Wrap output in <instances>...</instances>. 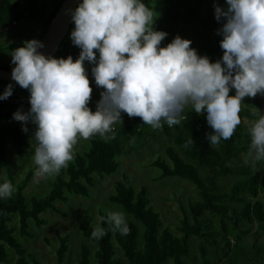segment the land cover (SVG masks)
<instances>
[{
  "label": "clouds",
  "instance_id": "obj_1",
  "mask_svg": "<svg viewBox=\"0 0 264 264\" xmlns=\"http://www.w3.org/2000/svg\"><path fill=\"white\" fill-rule=\"evenodd\" d=\"M226 3V9L215 5L217 21H225L218 30L223 56L216 62L198 55L192 41L179 35L161 47L168 34L154 30L156 13L141 0H82L72 11L71 40L81 49L75 61L70 55L45 56L38 51L44 45L35 39L14 49L12 79L30 92L31 107L26 113L17 110L13 118L36 125V175L54 177L67 167L78 137L114 139L113 125L122 122V113L160 129L162 121L169 127L179 124L192 105L197 115L207 114L210 145L230 139L241 123L242 100L264 96V0ZM85 61L94 65L95 83L104 89L94 112L88 107L93 89ZM233 88L235 95H229ZM11 95L9 84L0 100ZM22 130L28 131L26 126ZM249 132V156L264 160V115ZM189 145H194L191 137L185 147ZM13 191L10 181L0 184V198ZM107 222L114 232H130L123 212H108ZM105 234L97 225L91 235L99 240Z\"/></svg>",
  "mask_w": 264,
  "mask_h": 264
},
{
  "label": "trees",
  "instance_id": "obj_2",
  "mask_svg": "<svg viewBox=\"0 0 264 264\" xmlns=\"http://www.w3.org/2000/svg\"><path fill=\"white\" fill-rule=\"evenodd\" d=\"M203 1L169 2L154 30L168 34L160 45L164 47L177 35L182 38L187 34H195L196 26L200 25L203 32L197 33V37L203 41V45L197 53L207 56L210 62H216L223 55L220 47L223 36L218 30L225 21H212L211 17H202L200 7ZM141 2L152 10L156 8L151 5L150 0ZM61 3L57 4L55 0H51L50 5H46L37 0H27L26 4L21 5L0 0V26L12 21L32 22L42 28L36 38L39 41ZM73 26L72 21L55 58L66 59L69 55L72 56L68 50L72 42ZM94 51L98 58V50ZM14 67L15 65L1 68L11 71ZM9 84L11 83L0 81V95ZM11 85L12 95L0 100V121L14 119L13 114L17 110L26 113L31 107L30 92L19 84ZM229 95H235L234 88ZM100 98L99 96L98 101ZM189 107L191 110L185 109L183 112L186 115L185 120L174 128H167L162 121V128L153 129L150 125L143 124L141 118H129L126 113H122V122L113 125L115 138L106 140L99 134L92 136L88 150L84 153H73V159L49 182L50 190L42 198H28L25 194L35 169L29 170L21 181L10 180L14 187L11 197L0 198V264H9V251H13L16 256L14 264H41L34 260L30 262L16 233L21 238L30 237L29 221H33L37 228L47 225L40 216L46 211L57 212L56 203H67L70 197L89 198L90 189L95 187L96 177L103 178L117 172L120 166L119 158L124 154V146L131 137L141 140H155L161 135L166 137L169 142L164 151L167 160L159 157L151 162V167L160 172L161 179L176 178L190 183L198 200L189 202L187 208H180V226L176 228L178 234H174L164 226L160 213L151 205L146 187L136 189L126 179L116 183L115 192L108 196V202L117 205L126 215L138 222L142 233L140 227L130 220H126L129 234L121 235L119 230L114 232L107 222V215L101 214L99 226L105 229L106 234L97 240L91 235L93 230L84 226L81 221V234L94 247V252L82 246L75 264H92L91 258L95 264H193L188 261L192 245L190 239L194 238L199 242L204 240L214 249L219 243H223L225 251L237 256V243L250 234V225L257 224L258 231L264 234V170L261 168L264 160L256 161L255 169L248 164H235L241 156L249 158V129L252 125L240 123L230 139H221L218 145H210L206 134L213 130L207 123L206 112L197 115L193 112L192 105ZM95 110L96 107L92 109L93 112ZM239 115L241 119L256 121L264 114H256L250 108L241 106ZM23 127L25 126L12 124L0 126V161H5L9 142L18 155L29 149L28 138L34 135L36 125H26L27 132L22 130ZM105 135L110 136L111 133ZM190 137L194 145L185 147ZM227 178L232 179L231 184L221 185ZM3 182L0 181V184ZM260 196H263V200ZM206 215L217 219L218 228L212 226ZM15 216L18 224L13 223ZM102 217L104 219H101ZM257 236L259 233L253 235L254 242ZM58 239L56 264H64L69 250V237ZM233 240L236 242L235 251L231 250ZM252 247L256 248L255 243ZM199 250L206 255L201 243ZM262 255L264 263V250ZM203 261L206 262L205 259ZM226 264H237V261L231 258Z\"/></svg>",
  "mask_w": 264,
  "mask_h": 264
},
{
  "label": "rangeland",
  "instance_id": "obj_3",
  "mask_svg": "<svg viewBox=\"0 0 264 264\" xmlns=\"http://www.w3.org/2000/svg\"><path fill=\"white\" fill-rule=\"evenodd\" d=\"M43 2L46 5H50L48 1ZM177 0H150L151 5L155 6L154 13L155 23L153 28L155 29L158 21L163 15V11L169 5V2ZM194 3L196 0H189ZM218 4L222 9L228 7L226 0H204L200 7V14L202 17H211L210 20L217 21L215 16V5ZM224 20L221 18L220 21ZM33 23L28 22L24 27H17L13 29V34L25 33L24 39L30 38L33 40L35 34L33 33ZM195 34H187L183 36V39L192 41V47L200 52L203 41L198 39L197 33L203 32L200 25L195 28ZM22 36V37H23ZM26 37V38H25ZM38 37V36H36ZM2 39V40H1ZM0 40L4 41L8 39V36H3ZM223 56V55H222ZM11 66H14L12 64ZM94 65L88 61L84 62L85 69L89 70L87 76L90 80V87L93 89L91 101L88 107L92 110L96 107V102L99 99L100 93L104 91L103 88L97 87L95 79L92 75V67ZM241 106L250 108L256 114H264V96L257 94L255 98L245 97L242 100ZM255 121L248 120L246 118L241 119V124L253 125ZM26 126L33 125L30 121L24 125L22 122L9 118L0 121V126L6 125ZM33 136L28 138L29 149L22 155H18L13 145L9 142L6 148L5 161H0V181L14 180L21 181L25 174L29 170L35 169L34 174L28 184L25 194L28 198H42L46 196L50 190L49 182L55 178V176H37L36 172L38 165L34 163V147L36 141ZM91 138L85 140L79 138L74 145L72 152L84 153L89 148V142ZM169 145L168 140L164 136H159L155 140L152 138H146L141 140L140 138L131 137L127 144L124 146V154L119 158L120 166L117 172L111 176H104L103 178L96 177V184L94 188L90 189L89 198L70 197L67 203H56L57 212L46 211L40 217L47 222V225L37 228L33 221H29L30 237L21 238L18 233L20 244L24 248L26 255L31 260H34L41 264H56V249L59 246V237L68 236V253L66 254L64 264H75L82 246H86L94 252V247L83 238L81 234L80 224L83 222L84 226L94 230L99 225L100 215H108L110 211L123 212L117 205L108 202V196L115 192V184L118 182H124L126 179L129 184H132L136 189L143 186L148 190V196L151 201V205L155 211L160 213L164 226L169 228L174 234H178L176 228L180 226L179 220L182 217L181 207L187 208L189 202L198 200L195 189L187 181L167 178L161 179L160 172L151 167V162L161 157L167 160L165 156V148ZM254 155V153H253ZM235 164H248L253 169L256 168V160L251 156L246 158L241 156L238 162ZM264 170V165L261 167ZM232 179L227 178L220 184L230 185ZM263 200V196L259 197ZM124 213V212H123ZM125 219L130 220L140 227L142 233V227L133 218L124 213ZM206 219L212 222V226L218 228L217 219L212 215H206ZM13 223L18 224V219L15 216ZM212 228V227H211ZM250 234L243 238L238 244L239 254L235 256L233 253L225 251L224 244L219 243L217 247L211 248L206 241H198L196 239H190L191 255L188 259L193 264H226L227 260L235 258L237 264H264L262 250H264V234L258 231L257 224L253 223L248 227ZM259 233L256 242L253 235ZM203 246L206 251V255H203L199 250V245ZM256 245V248L252 246ZM236 242L233 240L231 243V250L235 249ZM258 249V250H257ZM235 251V250H234ZM10 262L14 264L15 254L13 251H9ZM92 264H95L94 259ZM206 260L204 263L203 260Z\"/></svg>",
  "mask_w": 264,
  "mask_h": 264
},
{
  "label": "water",
  "instance_id": "obj_4",
  "mask_svg": "<svg viewBox=\"0 0 264 264\" xmlns=\"http://www.w3.org/2000/svg\"><path fill=\"white\" fill-rule=\"evenodd\" d=\"M81 0H64L57 10L54 18L39 40L44 47L38 49L45 56L54 57L72 23V11L78 6ZM12 70L6 71L0 68V81L11 84H18L12 79Z\"/></svg>",
  "mask_w": 264,
  "mask_h": 264
},
{
  "label": "crops",
  "instance_id": "obj_5",
  "mask_svg": "<svg viewBox=\"0 0 264 264\" xmlns=\"http://www.w3.org/2000/svg\"><path fill=\"white\" fill-rule=\"evenodd\" d=\"M7 1H9L11 3H15L16 2V3H19L21 5H24V4H26L27 0H7ZM40 1H42V0H40ZM44 1H48L49 4L51 3V0H44ZM43 4H45V3H43ZM27 23H28V21H23V24L21 26H19V27H24ZM32 28H33L32 29L33 30L32 34H35L33 39L36 40V38H37L36 36L40 35V33L42 31V28L39 25H36V24H33ZM13 29H15V28H13ZM13 29H12L10 34L6 35V36H8L7 40L1 41L2 40L1 38L3 36H5V35H0V39H1L0 40V49H1V52H0V68L3 67V66H11L12 65V62H11L12 61V56H11L12 51L14 49L18 48V47L24 46V42L25 41L31 40L30 38L24 39L23 35L25 33H21L19 35L18 34H13ZM80 52H81V49L78 46H75L73 48V50L71 52L73 61H75L76 58L79 57Z\"/></svg>",
  "mask_w": 264,
  "mask_h": 264
},
{
  "label": "built area",
  "instance_id": "obj_6",
  "mask_svg": "<svg viewBox=\"0 0 264 264\" xmlns=\"http://www.w3.org/2000/svg\"><path fill=\"white\" fill-rule=\"evenodd\" d=\"M64 0H55V2L58 4V3H61L63 2ZM23 24V21H12L10 24H6V25H3V26H0V35H7V34H10L12 29L13 28H16V27H19ZM75 25L73 26L72 28V31L74 29ZM75 47V45L73 44V42H71V46L69 47V54H71L73 48ZM86 70V74L89 73V70L88 69H85ZM185 109H188V110H191L190 107H186ZM193 112H195L194 108H193ZM182 115V119L180 122L184 121L185 118H186V115L184 113L181 114ZM164 125L167 127V128H174L176 125H173L171 127H169V125L165 122ZM114 129V127H113Z\"/></svg>",
  "mask_w": 264,
  "mask_h": 264
}]
</instances>
